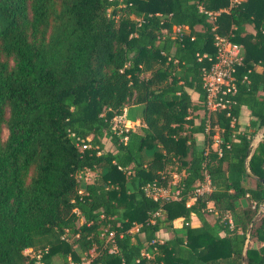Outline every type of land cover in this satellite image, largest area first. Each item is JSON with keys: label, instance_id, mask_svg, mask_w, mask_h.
Segmentation results:
<instances>
[{"label": "trees", "instance_id": "16d2710c", "mask_svg": "<svg viewBox=\"0 0 264 264\" xmlns=\"http://www.w3.org/2000/svg\"><path fill=\"white\" fill-rule=\"evenodd\" d=\"M214 33L242 61L208 112ZM263 126L264 0H0V264H264Z\"/></svg>", "mask_w": 264, "mask_h": 264}, {"label": "built area", "instance_id": "2783aa9c", "mask_svg": "<svg viewBox=\"0 0 264 264\" xmlns=\"http://www.w3.org/2000/svg\"><path fill=\"white\" fill-rule=\"evenodd\" d=\"M240 0H229V4L232 2H239ZM221 9V8H220ZM204 11V13L208 16L209 24L212 26L211 29H214L213 19L214 16L220 11ZM199 10L201 8L199 7ZM174 31L176 32H184L187 30L186 26H174ZM213 45L215 47L214 55L206 57L210 61V64L207 68L202 69L201 72V84L202 88L205 92V108L208 112L217 111L220 109H224L227 104L226 96L228 94H232L235 91L234 85V72L235 68L241 64L242 61V46L241 44L231 42L225 36L218 35L217 33L213 34ZM206 55L203 54L202 57ZM228 115V113H226ZM121 119L123 116L121 114L116 115L111 120V129L117 130V132H121L122 130H126L127 127L122 123ZM208 126H206V130ZM212 146H216L218 143V139L216 135H213ZM259 137L258 134H255L251 140V144H254V141ZM85 147V145H82ZM78 178H81L83 181L89 180V174L85 170L77 175ZM174 183V182H173ZM169 187V186H168ZM168 187H157L154 185H146L145 193L151 195L153 198H166V199H178L177 190H172ZM208 179L205 177L202 184L195 188L194 193L199 194L203 191H208ZM191 201L186 202V206H188ZM209 209V207H207ZM227 222L231 224L229 217L227 218ZM136 230V227L133 228ZM112 233L109 232L108 236ZM28 250L25 249L24 252ZM91 255L87 258H81L80 261L69 263V264H90L91 263ZM96 264V263H95Z\"/></svg>", "mask_w": 264, "mask_h": 264}, {"label": "crops", "instance_id": "0c3cea01", "mask_svg": "<svg viewBox=\"0 0 264 264\" xmlns=\"http://www.w3.org/2000/svg\"><path fill=\"white\" fill-rule=\"evenodd\" d=\"M240 112H242V114H243V121H242V122L240 121V114H239V117H238V123H239L240 127H242V126L246 123V121L248 120V111H247L246 108L241 107V108H240ZM126 113H127V110H126V108H124V109L122 110V112H121V115L123 116V119H121V121H122V123H123L126 127H133L134 125H136V124L138 123V121H137V120H135V121H128V120L125 118ZM256 134H258L259 137H260V131H258ZM259 137L254 141L253 146L255 145V143L257 142V140L259 139ZM174 223H175V225H179V221H175ZM190 225H191V226H197L198 223H197L196 221L193 220V221H191ZM169 236H171V233L168 232V231H162V232L160 233V237H162V238H167V237H169Z\"/></svg>", "mask_w": 264, "mask_h": 264}, {"label": "rangeland", "instance_id": "374dc122", "mask_svg": "<svg viewBox=\"0 0 264 264\" xmlns=\"http://www.w3.org/2000/svg\"><path fill=\"white\" fill-rule=\"evenodd\" d=\"M139 110H140V106H132V107H130L129 109H128V111H127V120L128 121H132V120H129L130 118H135V117H137V115H138V113H139ZM135 121V120H134ZM240 121L242 122L243 121V114H242V112H240ZM5 136H6V131L5 130H3V132H2V138H5ZM175 180V177L174 178H171V180L170 181H174ZM26 251H29V250H26ZM25 251V252H26Z\"/></svg>", "mask_w": 264, "mask_h": 264}, {"label": "water", "instance_id": "95a60500", "mask_svg": "<svg viewBox=\"0 0 264 264\" xmlns=\"http://www.w3.org/2000/svg\"><path fill=\"white\" fill-rule=\"evenodd\" d=\"M262 130H264V126H263V128L261 129V131ZM264 210V203H263V205L261 206V208H260V211H263ZM248 233H249V228L246 230V234H245V236H246V239H245V241H244V247L246 246V244L248 243ZM242 264H243V261H242Z\"/></svg>", "mask_w": 264, "mask_h": 264}]
</instances>
